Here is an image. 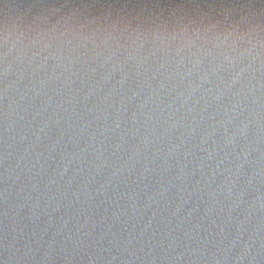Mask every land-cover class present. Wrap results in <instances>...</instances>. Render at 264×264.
<instances>
[{
  "label": "water",
  "instance_id": "1",
  "mask_svg": "<svg viewBox=\"0 0 264 264\" xmlns=\"http://www.w3.org/2000/svg\"><path fill=\"white\" fill-rule=\"evenodd\" d=\"M0 264H264L261 0H0Z\"/></svg>",
  "mask_w": 264,
  "mask_h": 264
},
{
  "label": "snow or ice",
  "instance_id": "2",
  "mask_svg": "<svg viewBox=\"0 0 264 264\" xmlns=\"http://www.w3.org/2000/svg\"><path fill=\"white\" fill-rule=\"evenodd\" d=\"M261 3L264 4V0H261Z\"/></svg>",
  "mask_w": 264,
  "mask_h": 264
}]
</instances>
